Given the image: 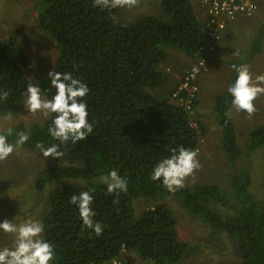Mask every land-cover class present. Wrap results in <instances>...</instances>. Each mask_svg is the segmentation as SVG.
<instances>
[{
  "label": "trees",
  "instance_id": "trees-1",
  "mask_svg": "<svg viewBox=\"0 0 264 264\" xmlns=\"http://www.w3.org/2000/svg\"><path fill=\"white\" fill-rule=\"evenodd\" d=\"M160 8V15L149 13L122 23V8L101 10L93 7V0H36L38 24L52 36L58 51L51 71L69 72L87 84L90 91L84 100L94 126L85 140L60 144L64 155L50 157L56 166L38 173L34 183L38 192L54 180L82 183L57 185L40 213L44 239L55 245L52 264H111L117 259L123 263L127 252H134L145 264L180 263L190 246L180 239L177 217L165 203L171 197L210 225V242L218 233H225L235 244L240 264H264V201L251 190L247 169L232 180L231 195L224 194L218 184L206 183L173 194L160 181L150 179L153 167L169 157L172 149L195 150L205 132L197 114L192 113L196 99L186 103L181 94L185 99L179 102L173 94L180 83L172 87L161 65L172 51L199 58L211 17L199 0H161ZM239 18L228 21L227 29ZM19 31L0 40V91L9 92L6 100H0V116L19 112L26 97L30 57L16 36ZM224 34L213 42L216 50L226 39ZM263 39L260 29L242 64L260 52ZM208 53L207 59L215 61ZM236 76L216 95L214 103V118L223 131L222 148L230 162L247 156L236 142L235 122L230 116L232 97L227 89ZM39 87L45 98L55 94L49 75L39 80ZM54 115L43 124H15L9 127L11 135L8 128L0 129V134L8 135V142L15 144L17 133L26 132L29 140L22 148L40 152L37 143L46 148L60 143L48 133ZM251 141L248 151L264 145L263 126L253 129ZM111 170L127 179L126 193H107L101 177ZM88 190H94L91 207L96 213L94 220L103 225L100 236L83 226L78 208L69 203L71 196ZM138 198L154 205L136 214ZM218 204L223 207L215 210Z\"/></svg>",
  "mask_w": 264,
  "mask_h": 264
},
{
  "label": "rangeland",
  "instance_id": "rangeland-1",
  "mask_svg": "<svg viewBox=\"0 0 264 264\" xmlns=\"http://www.w3.org/2000/svg\"><path fill=\"white\" fill-rule=\"evenodd\" d=\"M256 2L258 4L256 13L240 17L237 24L233 23L224 31L226 39L221 41V46L217 50L215 47L210 52L216 60L207 59V71H202L198 78V94L192 113L197 114L196 118L205 127L203 135L199 131L202 136L197 158L201 167L195 172L194 177L187 178L184 188L195 183L218 184L224 194L231 195L232 180L236 179L234 177L240 171L247 169L251 177V190L264 201V145L248 151V146L252 142L251 132L258 126L264 127V95L254 102L257 111L251 118L244 112H238L231 105L230 114L235 122L236 142L247 153V156L239 157L235 162H230L224 153L221 144L222 127L214 118L216 95L226 90L236 75L232 65L242 64V57L246 58L252 48L253 36L259 34L260 29L264 31V0ZM160 3L161 0H139L136 7L122 8V16L119 19L122 23H132L138 17L149 13L160 15L162 12ZM16 29L20 30L16 36L30 57L31 69L26 71V83L39 86V80L53 69L58 51L52 36L38 24L36 0H0V40L8 39L11 32ZM195 63V59L181 52L172 51L161 65V71L173 87L179 83L183 71ZM245 64L251 66L250 71L254 77L264 74V39L260 52ZM24 102L19 112L0 116L1 130L15 124H23L26 127L31 124H43L48 118L39 112L34 115L29 113L24 107ZM196 127L199 128L198 123ZM56 163L54 159L45 158L38 151L22 147L17 148L5 161H0V221L7 219L15 224L29 218L41 221L40 213L48 206L49 194L57 185L82 184L78 180H54L46 185L44 190L38 192L34 184L38 173L56 166ZM165 203L177 217L180 239L190 246L184 260L178 264H240L235 244L225 233H218L220 235L215 236L210 242L209 237L213 232L203 217L192 215L175 198L166 199ZM152 205L154 204L147 199L138 198L134 202L135 212L138 214ZM221 207L223 205L218 204L215 210ZM13 246L14 237L0 230V249ZM123 259L122 264H145L134 256V252H127Z\"/></svg>",
  "mask_w": 264,
  "mask_h": 264
},
{
  "label": "clouds",
  "instance_id": "clouds-1",
  "mask_svg": "<svg viewBox=\"0 0 264 264\" xmlns=\"http://www.w3.org/2000/svg\"><path fill=\"white\" fill-rule=\"evenodd\" d=\"M251 14L240 15L251 16ZM139 0H93V7L104 9L133 8ZM212 52V51H209ZM206 57L207 55L201 54ZM200 55V57H201ZM197 58L195 61L197 64ZM192 65V66H194ZM187 67L182 73V79ZM237 73L234 83L227 91L231 95V104L238 112H244L251 118L257 111L255 101L264 95V74L253 76L248 64L232 65ZM207 71V70H204ZM199 68L193 67V73H198ZM50 87L55 89V94L51 99L42 96L41 88L36 84L27 85L26 100L24 107L31 114L41 113L45 118L53 116L52 124L48 128L49 135L59 144H52L45 147L42 143H37L36 147L45 158H61L64 153L59 150L60 144H66L69 140L76 144L88 138L94 130L93 124L89 121L88 105L84 98L89 93V88L81 79H77L69 72H49ZM198 75L196 83L198 81ZM181 82V81H180ZM179 82V83H180ZM198 94V91H197ZM196 94V95H197ZM9 92L0 91V100H6ZM8 135L12 134V129H7ZM8 135L0 134V161H5L17 148L22 147L28 140L29 134L26 132L17 133L18 139L15 144L8 142ZM198 152L179 146L172 149V154L161 159L152 169L150 179L160 181L162 186L170 193H176L185 187V181L189 177H194L195 172L200 169L201 164L198 160ZM101 180L107 186V193L119 194L127 192L128 182L117 170H111L107 175L102 176ZM91 191H81L78 195H73L69 203L75 205L79 211V217L83 226L92 230L97 236L102 235L103 225L95 221L94 212L91 205L94 197ZM115 202V201H114ZM0 230L11 234L14 237V246L0 249V264H51L55 258V245L44 239L45 226L42 221L27 219L22 223L15 224L7 219L0 221Z\"/></svg>",
  "mask_w": 264,
  "mask_h": 264
},
{
  "label": "built area",
  "instance_id": "built-area-1",
  "mask_svg": "<svg viewBox=\"0 0 264 264\" xmlns=\"http://www.w3.org/2000/svg\"><path fill=\"white\" fill-rule=\"evenodd\" d=\"M199 2L205 7L208 15L211 17L207 22V41L199 47L201 54L214 50L215 44L213 42L220 40L221 34L227 29L228 21H232L242 14H251L256 9V3L254 0H199ZM194 66L199 68L198 73H193ZM194 66L185 71L178 89L173 94L176 98L178 96L177 100L179 102H182L185 99L181 94L186 96V103L192 102V99L196 97L195 95L198 91L196 80L202 71L207 70L206 57L201 55L197 64ZM193 125L196 127V123H193ZM198 150L199 147L194 151L198 152ZM113 264L120 263L117 260H114Z\"/></svg>",
  "mask_w": 264,
  "mask_h": 264
},
{
  "label": "crops",
  "instance_id": "crops-1",
  "mask_svg": "<svg viewBox=\"0 0 264 264\" xmlns=\"http://www.w3.org/2000/svg\"><path fill=\"white\" fill-rule=\"evenodd\" d=\"M220 92H222V91H220ZM220 92H219V93H220ZM219 93H218V94H219ZM230 116H231V114H230ZM231 118H232V117H231ZM117 261H118L120 264H122L121 260H118V259H117ZM51 264H52V263H51Z\"/></svg>",
  "mask_w": 264,
  "mask_h": 264
}]
</instances>
